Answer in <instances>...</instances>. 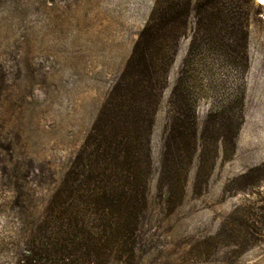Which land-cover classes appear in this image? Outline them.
Instances as JSON below:
<instances>
[{"label": "rangeland", "instance_id": "obj_1", "mask_svg": "<svg viewBox=\"0 0 264 264\" xmlns=\"http://www.w3.org/2000/svg\"><path fill=\"white\" fill-rule=\"evenodd\" d=\"M254 1L260 13L249 18L243 112H230L236 120L242 113L234 150L220 143L235 124L226 128L221 112H208L219 99L210 89L196 105V148L184 152L180 163L175 147L164 145L167 100L188 44L182 38L151 129L152 174L136 251L110 264H264V2ZM151 4L0 0V64L10 67L19 58L34 74L21 76L1 135L18 137L25 161L38 169L40 176L30 178L42 197L38 209L88 130ZM164 164L182 174L160 180ZM11 197L0 189V264L14 263L16 247L12 251L9 242L22 231Z\"/></svg>", "mask_w": 264, "mask_h": 264}, {"label": "trees", "instance_id": "obj_2", "mask_svg": "<svg viewBox=\"0 0 264 264\" xmlns=\"http://www.w3.org/2000/svg\"><path fill=\"white\" fill-rule=\"evenodd\" d=\"M253 11L260 13L254 0H152L121 69L39 209L42 197L30 179L40 176L38 169L25 161L18 137L1 135L20 78L33 77V70L15 57L13 66L0 64V189L12 194L10 208L22 230L9 242L12 251L16 247L13 264H110L135 254L152 174L151 129L182 38L188 44L167 100L164 145L175 147L180 163L196 148V105L210 89L219 99L208 112H221L226 128L235 124L220 143L234 150L242 113L236 120L230 112H243ZM222 67L233 75L214 71ZM181 174L164 164L160 180Z\"/></svg>", "mask_w": 264, "mask_h": 264}, {"label": "bare ground", "instance_id": "obj_3", "mask_svg": "<svg viewBox=\"0 0 264 264\" xmlns=\"http://www.w3.org/2000/svg\"><path fill=\"white\" fill-rule=\"evenodd\" d=\"M260 1L264 2V0H260Z\"/></svg>", "mask_w": 264, "mask_h": 264}]
</instances>
